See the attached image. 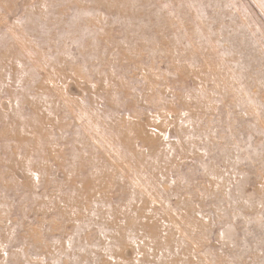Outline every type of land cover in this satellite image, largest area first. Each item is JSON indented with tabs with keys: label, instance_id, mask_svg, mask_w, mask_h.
<instances>
[{
	"label": "rangeland",
	"instance_id": "374dc122",
	"mask_svg": "<svg viewBox=\"0 0 264 264\" xmlns=\"http://www.w3.org/2000/svg\"><path fill=\"white\" fill-rule=\"evenodd\" d=\"M0 264H264V0H0Z\"/></svg>",
	"mask_w": 264,
	"mask_h": 264
}]
</instances>
